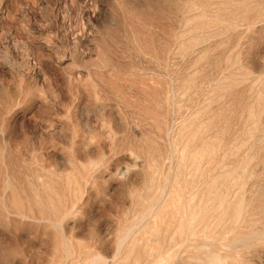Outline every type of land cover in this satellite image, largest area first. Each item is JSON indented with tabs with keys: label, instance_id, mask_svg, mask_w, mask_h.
<instances>
[{
	"label": "rangeland",
	"instance_id": "obj_1",
	"mask_svg": "<svg viewBox=\"0 0 264 264\" xmlns=\"http://www.w3.org/2000/svg\"><path fill=\"white\" fill-rule=\"evenodd\" d=\"M91 263L264 264V0H0V264Z\"/></svg>",
	"mask_w": 264,
	"mask_h": 264
},
{
	"label": "bare ground",
	"instance_id": "obj_2",
	"mask_svg": "<svg viewBox=\"0 0 264 264\" xmlns=\"http://www.w3.org/2000/svg\"><path fill=\"white\" fill-rule=\"evenodd\" d=\"M216 1V0H215ZM198 2V1H197ZM189 3V2H188ZM215 3V2H214ZM198 4V3H197ZM186 7V6H185ZM200 7V6H199ZM197 8V7H196ZM183 14V13H182ZM234 177V176H233ZM259 177V176H258ZM226 180V179H225ZM35 188V187H34ZM33 188V189H34ZM35 190V189H34ZM254 193V192H253ZM216 198V197H215ZM247 199V198H246ZM225 229V228H224ZM176 230V229H175ZM203 230V228H178L181 237L188 238L191 235L198 233L199 231ZM213 230V228H212ZM208 232V231H207ZM227 233V232H226ZM170 235V234H169ZM177 235V234H176ZM198 236V235H197ZM200 237V236H199ZM124 238V237H123ZM180 238V237H179ZM182 239V238H181ZM180 239V240H181ZM190 239V237L188 238ZM184 241V240H183ZM188 242V241H187ZM192 243V242H191ZM199 243V242H198ZM188 244V243H187ZM197 244V243H196ZM204 244V243H203ZM189 245V244H188ZM193 245V244H192ZM205 245V244H204ZM186 246V244H185ZM184 247V246H183ZM198 250V249H197ZM178 255V254H177ZM187 259V258H186ZM99 260V259H98ZM92 264V263H91Z\"/></svg>",
	"mask_w": 264,
	"mask_h": 264
}]
</instances>
